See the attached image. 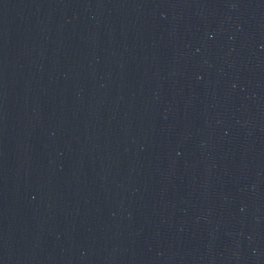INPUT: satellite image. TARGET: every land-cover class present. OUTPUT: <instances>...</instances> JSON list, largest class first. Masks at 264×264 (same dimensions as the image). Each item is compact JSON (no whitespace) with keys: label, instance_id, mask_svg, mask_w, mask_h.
<instances>
[{"label":"water","instance_id":"water-1","mask_svg":"<svg viewBox=\"0 0 264 264\" xmlns=\"http://www.w3.org/2000/svg\"><path fill=\"white\" fill-rule=\"evenodd\" d=\"M0 264H264V0H0Z\"/></svg>","mask_w":264,"mask_h":264}]
</instances>
